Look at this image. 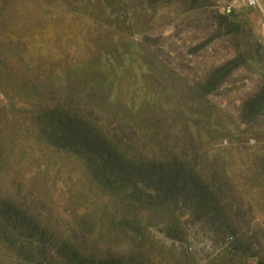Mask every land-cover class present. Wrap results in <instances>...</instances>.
<instances>
[{"label": "rangeland", "instance_id": "1", "mask_svg": "<svg viewBox=\"0 0 264 264\" xmlns=\"http://www.w3.org/2000/svg\"><path fill=\"white\" fill-rule=\"evenodd\" d=\"M67 108L188 177L82 176ZM0 199L45 229L0 264H264V0H0Z\"/></svg>", "mask_w": 264, "mask_h": 264}, {"label": "trees", "instance_id": "2", "mask_svg": "<svg viewBox=\"0 0 264 264\" xmlns=\"http://www.w3.org/2000/svg\"><path fill=\"white\" fill-rule=\"evenodd\" d=\"M68 109V108H67ZM70 110V109H68ZM65 109L53 110L48 119V129L61 147L68 153L69 161L79 166L84 177H95L106 183L107 178H126L130 181H141L152 185V194L159 196L160 188L166 187L173 192L179 178H187L189 168L182 163L179 152L168 153L172 163L164 162L160 152L152 154L132 153L128 144H122L119 134L107 129L97 119L85 117L79 111ZM75 115H74V114ZM76 166V167H77ZM188 184L186 180L182 185ZM165 189V188H164ZM0 232L4 234L3 245L10 248L21 247L28 255L35 258L45 254V229L35 221H27L18 209H14L0 199ZM14 219V221H12ZM18 219L22 221H17ZM28 234L36 237L35 245L22 246L18 237ZM45 256V255H44Z\"/></svg>", "mask_w": 264, "mask_h": 264}, {"label": "built area", "instance_id": "3", "mask_svg": "<svg viewBox=\"0 0 264 264\" xmlns=\"http://www.w3.org/2000/svg\"><path fill=\"white\" fill-rule=\"evenodd\" d=\"M239 1H242V2H244V3H246L247 5H250V6H255L258 3V0H239Z\"/></svg>", "mask_w": 264, "mask_h": 264}]
</instances>
